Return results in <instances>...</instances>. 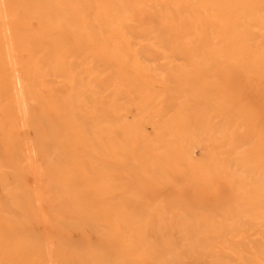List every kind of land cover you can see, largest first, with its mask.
<instances>
[{
  "label": "bare ground",
  "instance_id": "1",
  "mask_svg": "<svg viewBox=\"0 0 264 264\" xmlns=\"http://www.w3.org/2000/svg\"><path fill=\"white\" fill-rule=\"evenodd\" d=\"M0 264H264V0H0Z\"/></svg>",
  "mask_w": 264,
  "mask_h": 264
},
{
  "label": "rangeland",
  "instance_id": "2",
  "mask_svg": "<svg viewBox=\"0 0 264 264\" xmlns=\"http://www.w3.org/2000/svg\"><path fill=\"white\" fill-rule=\"evenodd\" d=\"M34 17H31L33 19ZM42 20H44V23L37 25H33L31 29L28 28V31L26 33H34L36 31L43 30L45 34L51 36L54 40L51 39L54 46L58 47L60 46V42L57 40L61 39H69L76 41L80 44L81 49L84 50L85 55V63L83 66L78 68V74L75 75L76 78L79 79L80 83L86 85V93L85 90L82 95H79L84 97V107L81 109V115L84 118V125L81 126V134L82 138L77 140V143L79 142V149H78V158L82 166L85 168L88 167L89 161L91 160V155L93 152L92 146H91V139H92V131H91V122L93 120L92 118V111H93V85H92V69H91V44L93 39V32L94 27L91 24V17H88L90 19V22H84L82 24L77 23L76 21L80 19V17L74 18L75 26L72 29L69 30H63V29H55V21L57 18H47V17H39ZM85 18V17H83ZM50 20V22L48 21ZM37 21V20H36ZM36 23V22H35ZM54 25V26H53ZM60 62L64 61L63 54H61V58L58 59ZM67 61H74V63H78L80 59L77 57L75 59L69 57ZM74 76V73H73ZM55 78V77H54ZM57 81L61 80L60 78H55ZM57 85V83H56ZM29 110V109H28ZM83 124V122H82ZM29 137L28 139H32L34 137L33 132L29 130Z\"/></svg>",
  "mask_w": 264,
  "mask_h": 264
}]
</instances>
